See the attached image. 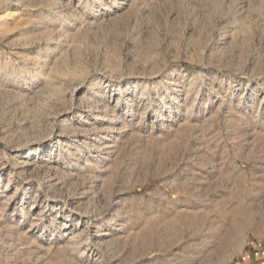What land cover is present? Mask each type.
I'll list each match as a JSON object with an SVG mask.
<instances>
[{
    "label": "rangeland",
    "instance_id": "obj_1",
    "mask_svg": "<svg viewBox=\"0 0 264 264\" xmlns=\"http://www.w3.org/2000/svg\"><path fill=\"white\" fill-rule=\"evenodd\" d=\"M0 264H264V0H0Z\"/></svg>",
    "mask_w": 264,
    "mask_h": 264
},
{
    "label": "bare ground",
    "instance_id": "obj_2",
    "mask_svg": "<svg viewBox=\"0 0 264 264\" xmlns=\"http://www.w3.org/2000/svg\"><path fill=\"white\" fill-rule=\"evenodd\" d=\"M75 91V90H74ZM76 92V91H75ZM122 92L123 93H127V92H129V85H126V86H124L123 87V89H122ZM34 149H32V150H30L29 152H31V151H33ZM186 215V214H185ZM194 220V219H193ZM193 222V221H192ZM194 223V222H193ZM197 223V222H196ZM82 232V231H81ZM80 233V232H79ZM104 235H105V233H104ZM206 261V260H205ZM209 263V262H208Z\"/></svg>",
    "mask_w": 264,
    "mask_h": 264
}]
</instances>
